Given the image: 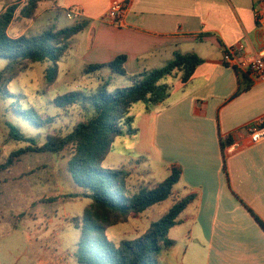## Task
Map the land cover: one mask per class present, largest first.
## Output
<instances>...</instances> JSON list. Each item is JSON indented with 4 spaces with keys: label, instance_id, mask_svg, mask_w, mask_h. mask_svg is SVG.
Masks as SVG:
<instances>
[{
    "label": "crops",
    "instance_id": "1",
    "mask_svg": "<svg viewBox=\"0 0 264 264\" xmlns=\"http://www.w3.org/2000/svg\"><path fill=\"white\" fill-rule=\"evenodd\" d=\"M111 1L61 0L64 9L89 20V47L99 48L86 63L126 54L127 71L137 74L161 67L175 50L203 58L188 81L178 79L176 99L149 115L156 149L139 147L168 172L171 164L181 165L177 198L194 194L177 224L189 228L176 264H264V228L257 219L264 223V139L252 141L243 127L264 114V82L223 60L229 47L244 45L239 58L264 47V19H256L264 0H125L120 23L106 17ZM52 2L59 8V0ZM241 73L251 83L236 95ZM160 261L172 264L162 253Z\"/></svg>",
    "mask_w": 264,
    "mask_h": 264
},
{
    "label": "rangeland",
    "instance_id": "2",
    "mask_svg": "<svg viewBox=\"0 0 264 264\" xmlns=\"http://www.w3.org/2000/svg\"><path fill=\"white\" fill-rule=\"evenodd\" d=\"M6 4V0H0V12ZM57 4L59 8L54 6L52 0L42 1L30 19L23 17L17 10L9 33L12 36L36 34L50 26L72 25L80 19V14L69 18V7L64 9L61 0ZM106 17L114 23L121 22L111 19L110 15ZM87 31L85 28L73 36L68 53L59 61L58 76L50 84L46 77L50 61L34 64L21 61L14 64L0 57V164L6 162L11 152L29 143L11 138V124L27 136H39L37 142L43 143L46 131L67 124L71 126L83 118V113L78 109L68 114L62 113L53 99L68 91L93 90L101 83L97 76L84 72V58L99 48L97 43L89 47L90 36ZM157 66L160 67L154 64L153 68ZM102 75L111 77V88L129 84L126 77L110 68H104ZM164 81L173 84L170 94L162 103L150 108L144 102L133 105L131 114L134 116V132L125 128L124 133L114 140L102 163L105 168L126 167L130 172L128 182L132 190L141 185L156 184L169 173L155 157L143 156L139 151V147L156 149L155 146L151 147L149 138V115L163 111L168 101L177 97L175 84L178 78L169 77ZM30 106L35 107L43 118L55 115L56 119L45 128L33 124L14 109H29ZM157 140L154 139L155 144ZM164 141L165 138H161V142ZM69 157L70 149L61 153L27 152L18 156L8 168L0 170V264H79L75 252L80 231L74 222L76 217L83 215L90 199L84 197L82 189L75 184L68 170ZM179 186L176 185L175 189H179ZM172 204L173 199L168 198L139 215L131 216L126 222L110 226L106 231L109 239L119 242L124 238L141 236ZM188 228L185 223L170 229L169 234L175 239L174 247H164L161 253L172 264H176V261L180 263L179 259L187 247Z\"/></svg>",
    "mask_w": 264,
    "mask_h": 264
},
{
    "label": "trees",
    "instance_id": "3",
    "mask_svg": "<svg viewBox=\"0 0 264 264\" xmlns=\"http://www.w3.org/2000/svg\"><path fill=\"white\" fill-rule=\"evenodd\" d=\"M6 1L0 12V57L14 64L21 61L32 64L50 61L46 77L49 84L54 82L59 72V61L68 53L71 39L87 28L89 20L76 18L75 23L69 26L55 25L36 34L12 36L9 28L17 10L23 17L33 18L44 0ZM126 60V54H119L110 61L86 63L84 72L97 76L101 83L93 90L68 91L53 99L62 113L68 114L78 109L83 113V118L71 126L67 124L46 131L43 143L37 142L39 136H27L11 124V138L29 143L11 152L6 162L0 164L1 170L8 168L18 156L27 152L61 153L70 149L68 170L75 184L82 189V195L90 199L83 215L76 217L74 222L80 231L75 252L79 264H161L162 248L174 244L169 231L181 222L182 213L194 198V194L180 198L175 195L174 188L182 176L179 164L169 166V174L164 180L132 190L128 182L130 172L126 167L105 168L102 163L114 140L124 133L125 128L134 132V116L131 114L133 105L144 102L150 108L162 103L173 87V84L164 80L176 77L182 82L188 81L203 58L196 52L175 50L173 57L163 66L137 74L127 71ZM104 68L126 77L129 84L111 88V77L102 75ZM241 78L236 95L248 89L251 83L247 74L241 73ZM14 109L33 124L45 128L56 119L55 115L43 118L33 106L29 109ZM230 138L226 143L230 142ZM226 143L223 141V147ZM168 198L173 199L172 206L153 221L144 234L119 242L109 239L106 231L110 226L126 222L131 216L139 215ZM257 219L264 228V223Z\"/></svg>",
    "mask_w": 264,
    "mask_h": 264
},
{
    "label": "built area",
    "instance_id": "4",
    "mask_svg": "<svg viewBox=\"0 0 264 264\" xmlns=\"http://www.w3.org/2000/svg\"><path fill=\"white\" fill-rule=\"evenodd\" d=\"M126 12L127 2L125 0H114L110 4L108 15H110L111 19L120 22ZM78 15L79 12L73 8H69L67 11V16L69 18H75ZM256 19L257 21H262L264 19V7L256 9ZM243 50V44L225 49L224 62L230 66L238 68L239 70L247 72L253 80L264 82V47L252 57L239 58V55L243 53ZM243 127L252 141L264 139V114L256 117L252 122Z\"/></svg>",
    "mask_w": 264,
    "mask_h": 264
}]
</instances>
